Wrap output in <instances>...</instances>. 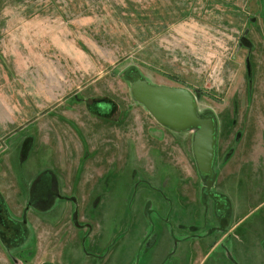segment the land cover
I'll return each instance as SVG.
<instances>
[{
	"label": "rangeland",
	"instance_id": "1",
	"mask_svg": "<svg viewBox=\"0 0 264 264\" xmlns=\"http://www.w3.org/2000/svg\"><path fill=\"white\" fill-rule=\"evenodd\" d=\"M134 73L213 115L212 190L264 233V0H0V264H174L203 215L230 227ZM210 243L189 264H231Z\"/></svg>",
	"mask_w": 264,
	"mask_h": 264
},
{
	"label": "water",
	"instance_id": "2",
	"mask_svg": "<svg viewBox=\"0 0 264 264\" xmlns=\"http://www.w3.org/2000/svg\"><path fill=\"white\" fill-rule=\"evenodd\" d=\"M134 78L133 97L146 106L160 124L175 132L194 130L192 148L197 168L207 177V194L217 197L212 191L217 144L213 115L199 114L195 96L187 88L153 84L138 73H134Z\"/></svg>",
	"mask_w": 264,
	"mask_h": 264
},
{
	"label": "crops",
	"instance_id": "3",
	"mask_svg": "<svg viewBox=\"0 0 264 264\" xmlns=\"http://www.w3.org/2000/svg\"><path fill=\"white\" fill-rule=\"evenodd\" d=\"M227 157H228L227 162H229L232 157L231 153H229ZM228 173L230 177H233L235 175V172L232 173L228 172ZM220 192L222 193L219 194H221V196L223 197L225 196V198L228 199V202H231V204L234 205V207L232 211H227V212L223 211L221 213H218L220 215V218L218 217L217 218L219 219V221H222V223H225L224 221L229 222L230 227L226 228L225 231H222L224 230L225 227L219 228L220 226L215 224L216 222H214L213 224L210 223L211 221L207 222L212 218L214 219V216H208L206 214L203 215L204 216L203 218H205L206 221L201 222V224L202 225L206 224V227L207 228L211 227V229H209L208 232L206 233V232H200L198 226L196 225L192 226L193 228L192 238L181 240L183 243L180 241L177 242L178 247L183 246V249L180 250L179 258H177V260H174V264H189L190 263L189 261H192L198 255V252L201 251L202 247L203 246L206 247L209 244V242H211L209 245L210 247L208 249V252L206 253V255H208L216 247V245L220 242V240L224 242V245L226 246V252L228 253L229 258L231 259L230 260L228 258L229 259L228 261L231 262V264H246L245 260L247 259V255L245 253L249 251L248 248H246V243L243 240L245 238L250 242L252 235H254V239L251 241L250 244H251V248L255 249L254 256L252 258H254V260L256 258H259L262 262H264V239H263L264 233L257 226L254 227L250 226L247 227L248 231L245 230L243 233L241 232L240 234L238 228L239 226H241V223L246 220L245 218L247 215L245 214L238 215L236 213L237 210H235V208H237L236 206L239 201H237L238 198H236L235 196L236 195L235 191L232 192L234 197L230 193H228L225 190V188H222ZM257 206H259V209H262L264 207V200L261 203H259ZM263 219L264 216H262L261 220ZM222 226H225V224H223ZM263 228L264 226L262 227V229ZM221 232H223V234L220 236ZM258 232L259 234H257ZM216 249L217 247L215 248V250ZM256 249L259 252L256 251ZM223 257L224 256L222 254V258ZM204 259L205 257L202 259L201 262H203ZM217 261L218 260L212 262V264H219V262ZM220 264H222V262Z\"/></svg>",
	"mask_w": 264,
	"mask_h": 264
},
{
	"label": "flooded vegetation",
	"instance_id": "4",
	"mask_svg": "<svg viewBox=\"0 0 264 264\" xmlns=\"http://www.w3.org/2000/svg\"><path fill=\"white\" fill-rule=\"evenodd\" d=\"M213 191V190H212ZM215 192V191H214ZM215 195H217V197L216 196H211L212 197V199L214 200V202H215V205H214V210H216V211H218L217 210V208L219 207V204H224L223 203V201H224V198H223V196H221V194H218L217 192L216 193H214ZM210 196V195H209ZM218 205V206H217ZM0 207H1V205H0ZM216 208V209H215ZM0 214H2L1 216H0V218H3L4 216H3V211L0 209ZM19 229V228H18ZM17 227L16 226H13L12 227V233H16L17 231ZM19 231H20V229H19ZM1 234H6V232H5V230L3 231V233H2V231H1ZM3 238H5V235L3 236ZM44 263H49V264H53L52 262H44ZM44 263H42V264H44Z\"/></svg>",
	"mask_w": 264,
	"mask_h": 264
},
{
	"label": "trees",
	"instance_id": "5",
	"mask_svg": "<svg viewBox=\"0 0 264 264\" xmlns=\"http://www.w3.org/2000/svg\"><path fill=\"white\" fill-rule=\"evenodd\" d=\"M164 10H166V15L169 17V18H171L172 16L173 17H175V16H177L176 14H175V12H179L180 10H177V8H176V6H170V7H166ZM177 10V11H176ZM172 11H174V12H172ZM179 15H180V12H179ZM181 16V15H180Z\"/></svg>",
	"mask_w": 264,
	"mask_h": 264
}]
</instances>
